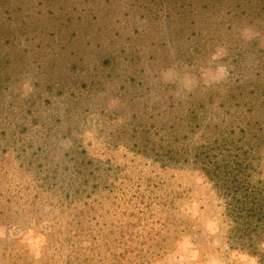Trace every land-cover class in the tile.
Here are the masks:
<instances>
[{
	"label": "rangeland",
	"instance_id": "374dc122",
	"mask_svg": "<svg viewBox=\"0 0 264 264\" xmlns=\"http://www.w3.org/2000/svg\"><path fill=\"white\" fill-rule=\"evenodd\" d=\"M237 174L264 0H0V264H264Z\"/></svg>",
	"mask_w": 264,
	"mask_h": 264
},
{
	"label": "trees",
	"instance_id": "16d2710c",
	"mask_svg": "<svg viewBox=\"0 0 264 264\" xmlns=\"http://www.w3.org/2000/svg\"><path fill=\"white\" fill-rule=\"evenodd\" d=\"M242 179L243 183H239L234 188V193H231V210H236L237 202L236 199L240 195H244L245 197H240V204H249L248 208L240 207V210L245 211L243 214L248 216V219L253 223L261 225L260 227H264V205L259 201H248V197L251 196V193L255 189V185L251 184V181L247 179V177L243 176V174H237L234 177H231L228 180H239ZM251 185V187L247 184ZM241 205V206H242ZM238 212V211H237Z\"/></svg>",
	"mask_w": 264,
	"mask_h": 264
}]
</instances>
